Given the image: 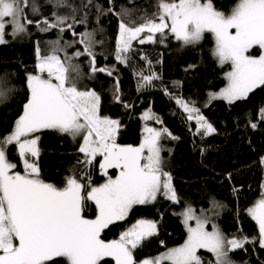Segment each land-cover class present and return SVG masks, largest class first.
Here are the masks:
<instances>
[{"label": "snow or ice", "instance_id": "6c2138e0", "mask_svg": "<svg viewBox=\"0 0 264 264\" xmlns=\"http://www.w3.org/2000/svg\"><path fill=\"white\" fill-rule=\"evenodd\" d=\"M47 2L54 8L67 7L71 14L53 11L52 19L44 17L33 21L27 19L25 9L31 7L33 14H38L36 0L31 3L30 0H0V45L8 43L5 39L8 26L14 38L26 33L27 25L33 23L41 32L59 30L57 39L50 42L48 54L42 55L37 44L35 72L26 74L28 97L23 112L14 121L11 132L0 137V264H107L105 258H111L115 264H163L165 261L204 264L203 257L198 255L201 249L214 258L208 264H236L230 253L246 250L245 245L254 243L264 249V191L247 209L258 225V237L227 236L212 223V216L208 214L219 215L223 207L213 201L212 208L202 209L199 215L186 204L177 213L183 218L186 239L155 257L137 261L134 251L158 235L157 221L137 219L120 232L119 238H102L110 226L125 221L135 206L152 204L159 196L180 203L172 174L164 169L162 152L165 149L161 143L163 139L177 140L179 137L166 127L158 129L145 125L146 134L139 145L117 142L121 121L101 115L102 97L95 89L78 86L83 73L75 61L80 57H87L90 76L97 73L113 76L114 67H97L94 47L103 41L95 38L96 30L75 31L76 25L87 23V12L77 19V9L67 0ZM112 3L113 0H109V4ZM90 6L93 0L82 2V8ZM94 6L98 23L100 16L113 12L111 7L105 10L98 4ZM157 8L152 17H142L143 22L135 26L133 21L126 23L121 13H114L120 17L114 53L117 62L127 65L131 61L133 41L141 45L163 43L171 34L183 45H196L210 34L214 41L212 55L220 65H230L231 70L225 73L226 86L208 94L209 102L222 99L232 104L247 99L255 89L264 86V0H238L227 14L218 10L213 0H157ZM66 29L77 39L61 43ZM141 33L146 35L142 37ZM74 44L82 45L83 49L78 48L68 55L67 48ZM254 49H259L260 54L253 55ZM60 52L64 53L63 58ZM140 58L151 64L146 55ZM137 75L140 78L137 91L153 87V82L160 79L155 72L144 75L141 71ZM8 91L0 83V102L7 98ZM164 92L171 96L167 88ZM172 98L187 114V120L195 121L197 135L207 137L216 133V128L195 107V102ZM113 100L123 103L118 76L115 77ZM123 106L131 107L127 103ZM258 111L260 120L264 121V106ZM141 119H155L162 124L151 109L142 113ZM250 127L256 129L258 124L250 122ZM42 130L68 134L74 140L81 138L78 152L83 154V159L77 161L82 166L81 171L79 175L73 172L66 176L63 187L40 178V136L37 133ZM10 146L17 149L23 173L15 171L17 164L8 159ZM97 157H101L99 170L106 177L98 185L93 184L88 171ZM259 162L264 166V157ZM109 169L118 170V174L109 175ZM261 188L264 189V184ZM89 209L91 216L87 214ZM189 221H195V226ZM210 223L211 231L207 228Z\"/></svg>", "mask_w": 264, "mask_h": 264}, {"label": "trees", "instance_id": "16d2710c", "mask_svg": "<svg viewBox=\"0 0 264 264\" xmlns=\"http://www.w3.org/2000/svg\"><path fill=\"white\" fill-rule=\"evenodd\" d=\"M82 2L85 0H67L68 4L77 9V19L85 12L88 13L87 23L76 25L75 31L81 33L96 30L95 38L103 41L94 47L97 65H113L114 72L119 77L123 103L131 107L125 108L122 103L113 101L111 84L115 81L114 78L104 73H97L96 76L88 74L85 57H80L83 77L78 86L95 89L102 97L101 114L119 118L121 130L118 141L121 143L139 145L148 123L159 128L166 127L174 136L179 137L177 140L166 138L161 143L165 149L162 152L164 169L172 174L180 203H173L159 196L152 204L135 206L125 221L110 226L102 234V238H119L120 232L139 218L156 220L158 235L134 251L135 259L140 261L185 240L187 231L183 218L177 213L186 204L199 212L211 209L213 201L223 206L219 209L221 213L217 218L222 232L229 237L239 234L258 237V225L247 209L264 191L261 188L264 184V166L259 162L264 157V121L260 120L258 111L264 106V86L255 89L247 99L232 104L222 99L208 102L207 95L210 92L226 85L225 73L230 67L228 64L220 65L212 55L214 41L210 34H206L196 45H183L171 34L166 36L163 43L141 45L138 41H133L131 61L127 65L121 64L114 54L120 19L114 13H121L126 23L133 21L135 26L143 22L142 17L150 18L158 11L157 0H113L112 4H109V0H93V6L86 9L82 8ZM213 2L218 10L228 12L238 0ZM36 3L39 5V13L33 14L31 7H28L25 9L27 19H52L53 11L59 14L62 10L71 12L67 7L54 8L47 0H36ZM97 4L105 10L109 7L113 9V12L100 16L99 23L94 6ZM27 26V32L15 38L7 31L8 43L0 45V83L10 90L7 98L0 102V137L11 132L14 121L22 114L23 104L28 97L26 74L35 72V49L40 30L35 23ZM64 33L65 39L62 42L77 39L67 29ZM44 35L55 36V29L44 32ZM75 48L81 50L82 45L75 44ZM252 52L259 53V49ZM142 54L151 61L150 65L140 58ZM189 65L195 67L189 68ZM141 71L144 75L155 72L160 79L153 82V87L137 91L140 79L137 73ZM165 88L171 96L165 95ZM172 97L195 102V107L216 128V133L207 137L197 135L195 121L187 120V114ZM149 109L162 120V124H158L155 119H141L142 113ZM250 122H256L258 127L252 129ZM37 135L40 136L39 166L44 181L63 185L66 176L73 172L79 175L82 166L77 161L83 159V154L78 152L79 139L74 140L70 135L54 130H42ZM7 155L11 162L17 164L16 169L23 172L15 146L9 147ZM88 171L93 184L106 179L99 170L98 159ZM117 172L118 170L110 169L109 175L114 176ZM233 189L237 191L234 192ZM87 214L92 215L91 209ZM161 241L164 242L163 245ZM245 249L230 253L231 259L245 264H264V249L258 243L245 245ZM198 255L203 257L204 264L214 259L204 249L199 250ZM105 259L107 264H115L111 258Z\"/></svg>", "mask_w": 264, "mask_h": 264}, {"label": "rangeland", "instance_id": "374dc122", "mask_svg": "<svg viewBox=\"0 0 264 264\" xmlns=\"http://www.w3.org/2000/svg\"><path fill=\"white\" fill-rule=\"evenodd\" d=\"M228 12H230V11H228ZM228 12H225L226 14L228 13ZM60 14L61 15H70L71 14V12L70 11H68V10H62L61 12H60ZM27 29H28V26H27ZM9 32V33H11L12 32V28H11V26H8L7 28H6V32ZM51 31V30H50ZM55 32H56V35L55 36H50V37H47V36H45L44 35V32H41L40 31V34L38 35V37H37V44L39 45V47H40V49H41V54L42 55H45V54H48V52H49V49H50V47H51V45H50V42H52V41H55L56 39H57V37H58V33H59V30L58 29H55ZM146 35V33H141V36L143 37V36H145ZM5 39L7 40V37L5 36ZM65 39V33H63V39H62V41ZM61 41V43H63ZM77 50V48H75V44L72 46V47H69V48H67V53H68V55H71L73 52H75ZM62 58H63V56H64V53L63 52H60V53H58ZM252 54L253 55H259L260 54V51H259V53H254V52H252ZM86 58V61H85V63H86V65H87V68L89 69V63H88V59H87V57H85ZM76 63H78L79 65H81V59L80 58H78L76 61H75ZM225 65H227V64H225ZM98 67V66H97ZM103 67H105V66H103ZM106 67H108V68H113L112 67V65L111 66H106ZM115 69V68H114ZM231 70V68L229 67L228 69H227V72L228 71H230ZM81 71L83 72V69H81ZM115 77H117V74H116V72H114V74H113V76H112V78H114V80H115ZM55 82V81H54ZM227 84V83H226ZM114 85H115V81L111 84V97H112V99H113V90H114ZM226 86V85H225ZM224 86V87H225ZM81 89H84L82 86H79ZM223 88V87H222ZM221 89V88H220ZM220 89H218V90H215V91H212V92H219V90ZM120 94H121V92H120ZM121 99H122V101H123V94H121ZM207 100H208V102H209V97H208V95H207ZM216 100H218V99H216ZM114 101V100H113ZM212 101H214V100H212ZM115 102V101H114ZM121 104V103H120ZM123 104V103H122ZM124 107V106H123ZM101 115H103V114H101ZM106 116H109V115H106ZM109 117H111V118H113V119H119V118H116V117H112V116H109ZM148 127H154V128H158L159 129V127H156L155 125H153V124H150V123H148V124H146ZM144 129H145V127H144ZM146 134V133H145ZM144 136V135H143ZM77 139H79V142L81 143L82 141H81V138L80 137H78ZM117 142L119 143V144H130V143H121L120 141H118V137H117ZM97 159L98 160H100L101 159V157H97ZM40 167V166H39ZM110 170V169H109ZM108 170V171H109ZM15 171H18V169H15ZM21 172V171H20ZM23 173V172H22ZM117 174H118V172H117ZM116 174V175H117ZM116 175H114L113 177H115ZM40 178L41 179H43L42 178V176H41V170H40ZM45 182H47V181H45ZM104 181H102L101 183H103ZM49 183H52V182H49ZM53 184H55V183H53ZM98 184H100V183H98ZM97 184V185H98ZM55 185H57L58 187H63L64 186V184L63 185H58V184H55ZM259 198H261V196L260 197H258L256 200H255V202L259 199ZM254 202V203H255ZM254 203L252 204V205H250L249 207H252L253 205H254ZM248 207V208H249ZM204 210H206V209H204ZM200 212L201 211H199V212H196L198 215L200 214ZM221 213V210H219V214ZM209 215H211L212 216V223H215V224H217L218 226H219V224H218V220H217V218H218V215H212V213L211 212H209L208 213ZM139 219H148V218H139ZM150 220H154V219H150ZM154 221H156V220H154ZM189 223L192 225V226H195V221H189ZM131 226V225H130ZM129 226V227H130ZM158 226V225H157ZM186 228V227H185ZM207 228H208V230L209 231H211L212 230V228H211V223L207 226ZM220 228V227H219ZM187 237V236H186ZM104 239V238H103ZM186 239V238H185ZM105 240H110V239H105ZM184 242V241H183ZM182 242V243H183ZM182 243H179V244H176V245H174V246H171V247H169V248H172V247H176V246H179L180 244H182ZM168 249V248H167ZM167 249H164V250H162V251H160V252H158L157 254H155V255H153V256H148V257H146V258H152V257H155V256H157L158 254H160V253H162V252H164V251H166ZM145 259V258H144ZM143 260V259H142ZM141 261V260H140ZM236 262V261H235ZM163 264H170V262H167V261H165V262H163ZM236 264H245V263H243V262H236Z\"/></svg>", "mask_w": 264, "mask_h": 264}, {"label": "bare ground", "instance_id": "6f19581e", "mask_svg": "<svg viewBox=\"0 0 264 264\" xmlns=\"http://www.w3.org/2000/svg\"><path fill=\"white\" fill-rule=\"evenodd\" d=\"M82 49H83V46H82ZM82 49H81V50H82ZM85 61H86V60H85ZM97 66H98V65H97ZM98 67H103V66H98ZM112 67H113V65H112ZM95 76H96V75H95ZM120 92H121V90H120ZM121 94H122V92H121Z\"/></svg>", "mask_w": 264, "mask_h": 264}]
</instances>
